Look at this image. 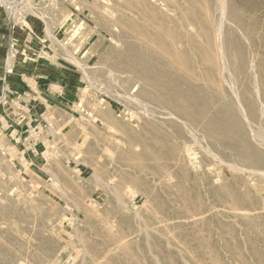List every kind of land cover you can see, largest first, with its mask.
<instances>
[{"label": "rangeland", "instance_id": "rangeland-1", "mask_svg": "<svg viewBox=\"0 0 264 264\" xmlns=\"http://www.w3.org/2000/svg\"><path fill=\"white\" fill-rule=\"evenodd\" d=\"M222 1L0 4L69 86L40 164L0 136V264H264V0Z\"/></svg>", "mask_w": 264, "mask_h": 264}, {"label": "crops", "instance_id": "crops-1", "mask_svg": "<svg viewBox=\"0 0 264 264\" xmlns=\"http://www.w3.org/2000/svg\"><path fill=\"white\" fill-rule=\"evenodd\" d=\"M22 38L19 42L24 43L26 37ZM14 42L10 27L0 24V136L6 143L14 142L31 165H38L43 160L44 138L49 137L41 136V125L47 123L45 115L51 103L65 100L69 86L58 83L54 76L44 75L37 63L29 66L14 62L11 57L7 66ZM31 129L38 139L32 141Z\"/></svg>", "mask_w": 264, "mask_h": 264}, {"label": "bare ground", "instance_id": "bare-ground-1", "mask_svg": "<svg viewBox=\"0 0 264 264\" xmlns=\"http://www.w3.org/2000/svg\"><path fill=\"white\" fill-rule=\"evenodd\" d=\"M17 0H0V4H2V5H9V7L8 8H10V15H11V18H15L16 17V15H17V10H18V4L19 3H17L16 2ZM221 2H224V1H222V0H220ZM226 1V0H225ZM19 2V1H18ZM227 2V1H226ZM226 2H225V4H226ZM219 4V3H218ZM221 6H224V5H221ZM219 7H220V5H219ZM221 9V8H220ZM233 13V12H232ZM231 13V14H232ZM232 15H234V13L232 14ZM235 16V15H234ZM236 18V17H235ZM234 18V19H235ZM134 25V24H133ZM136 27V26H135ZM138 29V28H137ZM136 29V30H137ZM179 31V30H178ZM178 33V32H177ZM181 42V41H180ZM185 42V41H184ZM128 47H130V46H128ZM194 48V47H193ZM201 48V47H200ZM203 48V47H202ZM180 49V48H179ZM185 48H183V50H184ZM194 49H196V48H194ZM128 50H129V48H128ZM190 50V49H189ZM196 50H198V49H196ZM184 52H186V51H184ZM190 53V52H189ZM212 53V52H211ZM206 54V53H205ZM133 56V55H132ZM183 56H185L184 54H183ZM204 56V55H203ZM146 57V56H145ZM186 57H188V56H185V58ZM190 57H192L191 56V53H190ZM211 57V56H210ZM10 58V57H9ZM189 58V57H188ZM206 58V57H205ZM212 58V57H211ZM11 59V58H10ZM145 59V58H144ZM149 59V58H148ZM187 59V58H186ZM193 59H195V58H193ZM151 60V59H150ZM136 61H138V64L139 65H141L140 63L141 62H143L140 58H137L136 59ZM149 61V60H148ZM188 61V60H187ZM156 62V61H155ZM205 62H206V60H205ZM212 62V61H211ZM176 63V62H175ZM214 63V62H213ZM10 64V63H9ZM178 64V63H177ZM185 64V63H184ZM194 64V63H193ZM163 65V64H162ZM183 65V64H182ZM164 66H166L165 65V63H164ZM181 66V65H180ZM194 66V65H193ZM139 67V66H138ZM157 67V66H156ZM159 67V66H158ZM184 67H185V65H184ZM189 68V67H188ZM153 69V68H152ZM162 70H163V68H162ZM188 70V69H187ZM194 70V69H193ZM192 70V71H193ZM155 72V71H154ZM189 72V71H188ZM149 73H150V71H149ZM190 73H193V72H190ZM139 74V73H138ZM166 74V73H165ZM165 74H164V76H165ZM188 74V73H187ZM202 75V74H201ZM158 77H161V76H158ZM184 77V76H183ZM189 77V76H188ZM156 78H157V75H156ZM163 78V77H162ZM186 78V77H185ZM181 79V78H180ZM183 79V78H182ZM184 80V79H183ZM143 81V80H142ZM144 81H145V79H144ZM159 81V80H158ZM157 81V82H158ZM174 81V80H173ZM187 81H188V79H187ZM146 82H148V81H146ZM162 82V81H161ZM143 85V84H142ZM156 86V85H155ZM177 86V85H176ZM203 86V85H202ZM205 86V85H204ZM143 87V86H142ZM186 87V86H185ZM192 87V86H191ZM145 89V88H144ZM143 89V90H144ZM189 89V88H188ZM205 89V88H204ZM192 90H193V88H192ZM195 90V89H194ZM146 91V90H145ZM196 91V90H195ZM143 92V91H142ZM193 92V91H192ZM141 93V92H140ZM195 93V92H194ZM159 94V93H158ZM215 94V93H214ZM170 95H171V92H170ZM160 96V95H159ZM167 96H169V95H167ZM215 96V95H214ZM172 97V96H171ZM196 97V96H195ZM198 98V97H197ZM204 98V97H203ZM168 99H170V98H168ZM207 100V99H206ZM189 101V100H188ZM166 102V101H165ZM171 102V101H170ZM194 106H197V105H204V106H206V105H208L209 104V102L210 101H196V99L194 98V97H192V99H191V101H190ZM171 103H173V102H171ZM177 103V102H176ZM170 104V103H169ZM178 104V103H177ZM211 104V103H210ZM189 105V104H188ZM189 107V106H188ZM201 107V106H200ZM199 107V108H200ZM206 108H208V107H206ZM210 108V107H209ZM200 112H201V110H200ZM214 112V111H213ZM202 113V112H201ZM205 113V112H204ZM219 114V113H218ZM220 114H222V113H220ZM224 114V113H223ZM222 114V116H224ZM200 116V115H199ZM226 116V115H225ZM228 116V115H227ZM211 118V117H210ZM251 118V117H250ZM254 118H255V116H254ZM223 119V118H222ZM205 120V119H204ZM209 122V121H208ZM207 122V123H208ZM227 122V121H226ZM206 123V124H207ZM214 124V123H213ZM215 125H218V124H216L215 123ZM225 131V130H224ZM229 132V131H228ZM228 134V133H227ZM229 138V137H228ZM246 141V140H245ZM144 143V142H143ZM242 143V142H241ZM243 145V144H242ZM244 152V151H243ZM249 153V152H248ZM247 153V154H248ZM149 154V153H148ZM257 159V158H256ZM248 161H249V158H248ZM260 165H261V163H260ZM28 174V173H27ZM211 256V255H210Z\"/></svg>", "mask_w": 264, "mask_h": 264}, {"label": "built area", "instance_id": "built-area-1", "mask_svg": "<svg viewBox=\"0 0 264 264\" xmlns=\"http://www.w3.org/2000/svg\"><path fill=\"white\" fill-rule=\"evenodd\" d=\"M9 55H12L11 53Z\"/></svg>", "mask_w": 264, "mask_h": 264}]
</instances>
